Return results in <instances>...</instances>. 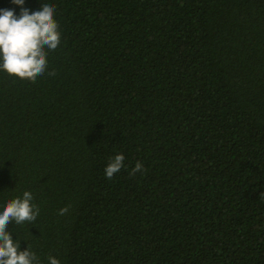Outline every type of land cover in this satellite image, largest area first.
<instances>
[{
  "label": "trees",
  "instance_id": "trees-1",
  "mask_svg": "<svg viewBox=\"0 0 264 264\" xmlns=\"http://www.w3.org/2000/svg\"><path fill=\"white\" fill-rule=\"evenodd\" d=\"M45 3L61 33L45 73L0 70V212L25 191L39 208L6 229L20 251L39 264H264V0L24 7Z\"/></svg>",
  "mask_w": 264,
  "mask_h": 264
},
{
  "label": "clouds",
  "instance_id": "clouds-1",
  "mask_svg": "<svg viewBox=\"0 0 264 264\" xmlns=\"http://www.w3.org/2000/svg\"><path fill=\"white\" fill-rule=\"evenodd\" d=\"M21 7L19 18L13 10L0 12V70L11 77L35 82L45 73L47 53L45 49L55 51L61 43V33L54 19L55 6L41 4L40 10L30 13L24 7L25 0H13ZM54 75V73H49ZM125 156L117 154L110 159L105 168L106 178L112 179L124 168ZM144 171L143 164L137 162L130 175ZM264 195V194H262ZM33 195L25 191L23 197L7 202L0 212V264H39V259L30 251H20V242L14 241L6 229L9 224L32 223L39 215V208L32 204ZM68 208L60 210L65 215ZM49 264H60L55 257L48 258Z\"/></svg>",
  "mask_w": 264,
  "mask_h": 264
}]
</instances>
